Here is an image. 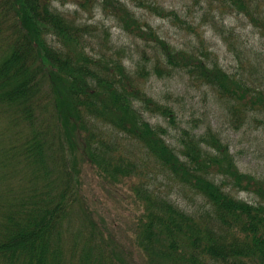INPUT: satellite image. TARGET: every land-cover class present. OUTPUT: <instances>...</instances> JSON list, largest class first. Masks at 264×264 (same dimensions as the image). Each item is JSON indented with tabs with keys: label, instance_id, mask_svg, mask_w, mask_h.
<instances>
[{
	"label": "trees",
	"instance_id": "16d2710c",
	"mask_svg": "<svg viewBox=\"0 0 264 264\" xmlns=\"http://www.w3.org/2000/svg\"><path fill=\"white\" fill-rule=\"evenodd\" d=\"M134 1L194 28L174 9ZM222 1L261 20L250 0ZM53 3L0 0V264H126L84 206L74 164L79 154L100 177L126 178L140 172L129 156L134 149L203 203L195 214L145 182L133 184L140 209L133 238L149 264H264V179L240 171L208 126L183 129L179 147L170 145L167 130L143 113L173 120L172 109L149 96L140 80L151 58L154 73H186L236 110H264L263 91L207 59L205 48L168 42L123 0H78L150 42L152 55L141 49L130 69L108 27ZM258 23L264 30V21ZM232 188L255 198H238Z\"/></svg>",
	"mask_w": 264,
	"mask_h": 264
},
{
	"label": "rangeland",
	"instance_id": "374dc122",
	"mask_svg": "<svg viewBox=\"0 0 264 264\" xmlns=\"http://www.w3.org/2000/svg\"><path fill=\"white\" fill-rule=\"evenodd\" d=\"M123 1L129 5L132 13L145 18L168 42L187 49L205 48L207 59L215 60L223 70L264 93V30L258 23L264 21V0H250L253 15L261 19L256 21L249 20L242 11L231 8L222 0H142L165 9H174L181 19L194 27L193 30L186 29L184 23H175L135 4L134 0ZM53 4L80 20L90 23L99 21L108 27L112 44L125 47L127 56L124 64L130 69H134V63L141 59V49L148 57L154 51L150 42L145 44L128 35L96 6L90 4L82 7L78 5V0H54ZM148 59V72L141 78L140 85L149 96L172 109L173 120L149 112H144L143 116L150 123L159 124L167 130L164 139L178 148L181 130L201 132L208 126L228 145L240 171L264 179V110H236L235 104L229 103L211 86L199 83L186 73H154L149 66L152 59ZM160 64L164 66L165 63L162 61ZM1 126L2 122L0 129ZM35 126L39 127L37 123ZM77 156L74 167L78 174L80 198L93 218L98 219L102 235L118 249L126 264H149L133 238L134 225L140 213L133 196V184L145 182L178 207L195 214L202 211L203 203L197 195L186 187L172 183L138 149L131 150L129 156L136 161L140 172L114 181L97 175L89 163L82 160L79 154ZM232 190L238 198L247 201L255 198L250 191Z\"/></svg>",
	"mask_w": 264,
	"mask_h": 264
}]
</instances>
